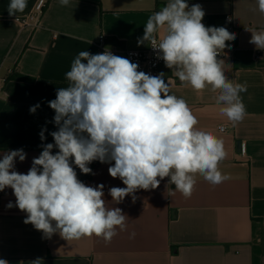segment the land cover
<instances>
[{"label":"crops","instance_id":"obj_1","mask_svg":"<svg viewBox=\"0 0 264 264\" xmlns=\"http://www.w3.org/2000/svg\"><path fill=\"white\" fill-rule=\"evenodd\" d=\"M37 1L27 0L23 12L9 15L10 0H0V78L7 79L0 95V159L4 152L22 148L26 159L17 158L15 163L22 174L39 156L42 144L54 143L49 133L58 129L51 122L55 112L48 101L56 98L58 88L68 86L65 74L78 53H101L97 44L101 34L110 45L147 48L148 42L138 45V38L143 37L148 18L168 2L70 0L62 6L60 0H49L39 26L15 21L30 15ZM186 2L189 7L202 6L207 27L222 26L236 34L235 40L226 41L229 53L218 57L227 78L247 86L240 93L246 114L235 126L221 114L215 100L218 92L210 86L197 92L182 84L172 69L162 71L170 94L183 98L197 118L196 127L223 140L226 155L218 168L227 179L212 185L196 174L193 192L185 197L180 192L173 195L175 185L165 177L155 189H138L135 202L129 195L116 203L109 188L126 186L108 172L114 161H93L91 176L73 164L86 186L105 185L103 199L108 207L122 210L127 229L117 230L109 243L95 235L73 240L59 233L45 237L24 223L25 212L6 207L16 198L11 188H5L0 192V259L8 264H264V50L249 43L251 30H264V13L257 0ZM228 15L232 27L227 26ZM10 75L33 81L9 80ZM38 103L30 114V107ZM222 125L227 132L219 130ZM45 127L46 139L41 141L39 133Z\"/></svg>","mask_w":264,"mask_h":264},{"label":"clouds","instance_id":"obj_2","mask_svg":"<svg viewBox=\"0 0 264 264\" xmlns=\"http://www.w3.org/2000/svg\"><path fill=\"white\" fill-rule=\"evenodd\" d=\"M69 2L60 0L62 6ZM257 3L264 13V0ZM26 7L27 0H10L9 15ZM204 16L200 4L189 7L186 0H168L148 18L138 45L148 42L158 50L157 58L185 86L197 92L210 86L218 92L220 112L235 126L246 114L240 93L247 86L227 78L218 55L231 47L226 41L235 40L236 34L222 26L206 27ZM251 32L249 43L264 50V30ZM138 68L109 50L80 51L65 74L68 86L58 88L56 98L48 101L55 112L51 122L58 129L49 133L54 143L41 145L43 150L26 174L15 170L17 158L23 162L27 156L22 148L3 153L0 192L11 188L16 198L6 207L25 212L24 223L45 237L59 233L73 240L95 235L109 243L117 230L127 229L122 210L108 207L103 199L105 185L86 186L73 164L83 174H94L88 167L93 161H114L108 172L126 186L109 188L116 203L129 195L135 202L138 189H155L165 177L175 185L173 195L180 192L185 197L193 192L196 174L212 185L227 179L218 168L226 155L223 140L196 127L198 120L187 102L170 94L164 73L152 76ZM39 107L31 106L30 114ZM46 131H40L41 141ZM0 264L8 261L0 259Z\"/></svg>","mask_w":264,"mask_h":264},{"label":"built area","instance_id":"obj_3","mask_svg":"<svg viewBox=\"0 0 264 264\" xmlns=\"http://www.w3.org/2000/svg\"><path fill=\"white\" fill-rule=\"evenodd\" d=\"M49 0H38L34 6L32 13L25 17H17L15 21L22 26H39L41 18L47 9ZM226 22L228 27H232L233 18L231 15L226 16ZM202 23L207 27L204 20ZM98 47L101 53L106 50L111 51L113 54L128 58L131 62L137 63L139 65L138 71H143L146 74L156 76L163 73V69L166 68L165 62L162 59L157 58L158 50H154L148 45L145 49H127L124 47L110 45L106 41V36L101 34L97 41ZM229 53L228 49H223L218 55L222 58ZM262 52L260 50L256 51L257 57H261ZM7 79L0 78V95L4 92ZM221 132H227L228 127L226 125L220 126ZM246 148V145L244 146ZM1 207V204H0Z\"/></svg>","mask_w":264,"mask_h":264},{"label":"trees","instance_id":"obj_4","mask_svg":"<svg viewBox=\"0 0 264 264\" xmlns=\"http://www.w3.org/2000/svg\"><path fill=\"white\" fill-rule=\"evenodd\" d=\"M8 79H18V80H24V81H33L31 78L24 77L22 75H10ZM94 163L91 164V169H93ZM88 176H91V174H88Z\"/></svg>","mask_w":264,"mask_h":264},{"label":"water","instance_id":"obj_5","mask_svg":"<svg viewBox=\"0 0 264 264\" xmlns=\"http://www.w3.org/2000/svg\"><path fill=\"white\" fill-rule=\"evenodd\" d=\"M241 144V143H240ZM15 264H18V263H15Z\"/></svg>","mask_w":264,"mask_h":264}]
</instances>
